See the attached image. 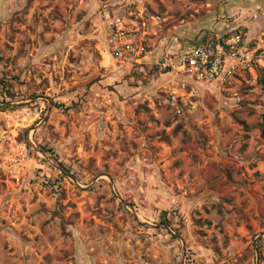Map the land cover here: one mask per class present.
I'll list each match as a JSON object with an SVG mask.
<instances>
[{
  "label": "rangeland",
  "instance_id": "obj_1",
  "mask_svg": "<svg viewBox=\"0 0 264 264\" xmlns=\"http://www.w3.org/2000/svg\"><path fill=\"white\" fill-rule=\"evenodd\" d=\"M237 26L264 39V0H0V264H264V70L237 103L156 67Z\"/></svg>",
  "mask_w": 264,
  "mask_h": 264
},
{
  "label": "built area",
  "instance_id": "obj_2",
  "mask_svg": "<svg viewBox=\"0 0 264 264\" xmlns=\"http://www.w3.org/2000/svg\"><path fill=\"white\" fill-rule=\"evenodd\" d=\"M103 17L116 69L123 70L143 63L152 48L146 41L148 32L133 28L109 10L103 11ZM146 24L143 22V27ZM154 33L157 34V31ZM156 67L179 80L190 78L200 82H219L225 89L233 91L237 103H242V86L255 82L257 72L264 70V39L249 38L245 28L213 34L176 51H167L156 60Z\"/></svg>",
  "mask_w": 264,
  "mask_h": 264
},
{
  "label": "trees",
  "instance_id": "obj_3",
  "mask_svg": "<svg viewBox=\"0 0 264 264\" xmlns=\"http://www.w3.org/2000/svg\"><path fill=\"white\" fill-rule=\"evenodd\" d=\"M2 85V87H4L5 85H6V82H3V84H1ZM4 107H6V108H8V107H10V106H4ZM263 133H264V130H263ZM41 149L43 150V151H45V152H47V153H50L51 155H54L55 156V158L57 157V155L56 154H54V152H53V149H51V148H46V147H41ZM58 163H59V166L62 168V169H64L66 172H70V169L62 162V161H58ZM163 221H166V222H168L169 221V219L167 218V216H166V212H163V219H162Z\"/></svg>",
  "mask_w": 264,
  "mask_h": 264
},
{
  "label": "crops",
  "instance_id": "obj_4",
  "mask_svg": "<svg viewBox=\"0 0 264 264\" xmlns=\"http://www.w3.org/2000/svg\"><path fill=\"white\" fill-rule=\"evenodd\" d=\"M238 29H241V27L240 26H237V27H232V28H230V30H227L226 32H224V33H222V34H226V33H230V32H233V31H237ZM215 34H218V33H215ZM208 37V36H207ZM206 38V37H205ZM204 38V39H205ZM203 40V39H202ZM201 41V40H200ZM170 51H172V50H170Z\"/></svg>",
  "mask_w": 264,
  "mask_h": 264
},
{
  "label": "water",
  "instance_id": "obj_5",
  "mask_svg": "<svg viewBox=\"0 0 264 264\" xmlns=\"http://www.w3.org/2000/svg\"><path fill=\"white\" fill-rule=\"evenodd\" d=\"M60 167V166H59ZM61 168V167H60ZM62 169V168H61ZM64 172H66L64 169H62Z\"/></svg>",
  "mask_w": 264,
  "mask_h": 264
}]
</instances>
